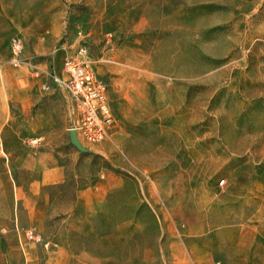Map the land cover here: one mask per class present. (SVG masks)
Instances as JSON below:
<instances>
[{
  "label": "rangeland",
  "instance_id": "374dc122",
  "mask_svg": "<svg viewBox=\"0 0 264 264\" xmlns=\"http://www.w3.org/2000/svg\"><path fill=\"white\" fill-rule=\"evenodd\" d=\"M80 45L95 144L52 78ZM0 264H264V0H0Z\"/></svg>",
  "mask_w": 264,
  "mask_h": 264
},
{
  "label": "built area",
  "instance_id": "2783aa9c",
  "mask_svg": "<svg viewBox=\"0 0 264 264\" xmlns=\"http://www.w3.org/2000/svg\"><path fill=\"white\" fill-rule=\"evenodd\" d=\"M12 63L19 65L23 51L22 40L11 39ZM96 59L90 57L87 49L80 45L64 60V77L54 75L56 84L64 85L67 91L74 118L68 126L77 141L95 144L106 139L115 124V116L108 97L107 82L95 72ZM45 89L48 84L42 85ZM224 179L219 181V185Z\"/></svg>",
  "mask_w": 264,
  "mask_h": 264
},
{
  "label": "water",
  "instance_id": "95a60500",
  "mask_svg": "<svg viewBox=\"0 0 264 264\" xmlns=\"http://www.w3.org/2000/svg\"><path fill=\"white\" fill-rule=\"evenodd\" d=\"M69 134H70V137H71V140L74 141V142H78L76 137H75V134L72 130L69 131Z\"/></svg>",
  "mask_w": 264,
  "mask_h": 264
}]
</instances>
